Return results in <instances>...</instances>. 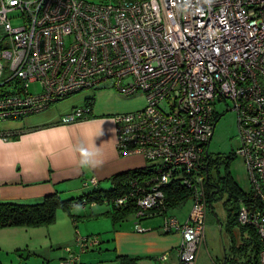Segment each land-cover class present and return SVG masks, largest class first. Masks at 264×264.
<instances>
[{
	"label": "built area",
	"instance_id": "1",
	"mask_svg": "<svg viewBox=\"0 0 264 264\" xmlns=\"http://www.w3.org/2000/svg\"><path fill=\"white\" fill-rule=\"evenodd\" d=\"M0 28V79L8 75L0 82V122L85 89L145 95V107L113 118L118 153L141 156L148 172L129 179L113 204L134 209L138 221L162 215L165 232H181L179 264H196L205 241L214 104L231 100L236 155L250 181L238 224L257 233V264H264V0H0ZM89 111L75 109L62 121ZM98 183L92 177L84 186ZM171 183L192 191L183 223L168 214ZM77 243L85 252L99 241L78 236ZM79 259L72 253L63 264Z\"/></svg>",
	"mask_w": 264,
	"mask_h": 264
},
{
	"label": "crops",
	"instance_id": "2",
	"mask_svg": "<svg viewBox=\"0 0 264 264\" xmlns=\"http://www.w3.org/2000/svg\"><path fill=\"white\" fill-rule=\"evenodd\" d=\"M16 131L20 133L18 138L6 139L0 134V202L39 203L49 194L61 197L77 190L78 183L93 191L95 187L84 186L92 177H97L98 188L110 189L103 185L111 181L113 186L114 175L138 167L131 165L139 158L146 164L141 156L122 157L118 153L114 118L95 115L93 108L76 122L42 123ZM76 206L84 209L82 215L72 210L75 218L71 215L70 219L61 211V224L55 220L49 225L0 228V264H61L67 254L54 250L74 243V228H78V235L100 240L81 255L78 264L180 263L182 237L178 231L164 232L162 215L138 221L132 211L116 221L117 210L108 201ZM173 215L180 222L189 216ZM138 223L147 230L138 231ZM242 230L234 228L238 243L248 236ZM162 255L166 258L162 259ZM233 257L227 256L224 264ZM235 258L241 259L237 264H245L237 254Z\"/></svg>",
	"mask_w": 264,
	"mask_h": 264
},
{
	"label": "rangeland",
	"instance_id": "3",
	"mask_svg": "<svg viewBox=\"0 0 264 264\" xmlns=\"http://www.w3.org/2000/svg\"><path fill=\"white\" fill-rule=\"evenodd\" d=\"M2 30L0 28V44L5 45L6 41L1 40ZM7 73L3 79L7 77ZM9 88V86H8ZM31 89L41 90V86L31 85ZM10 90V89H9ZM147 104L146 97L142 92H137L133 95H125L117 90L115 87H107L101 89H85L70 97H67L59 102L54 103L48 109L43 112L32 114L23 118L11 119L0 122V130L3 132H11L20 130L26 126H32L37 124H53L59 123L62 119L73 113L78 108H93L95 115L114 117L116 114L131 112L145 107ZM232 101H218L214 104L216 112V126L213 138L209 146V152L212 157L217 156L218 153H222L225 156L234 155L226 164L211 163L210 175L212 181H217L220 176H225L229 173L236 183L244 190H250V181L247 174V169L243 159L236 155V151L240 145V134L238 125V115L236 111L231 110ZM138 158V157H137ZM136 159V158H135ZM214 160V159H213ZM144 162L142 159L133 162L132 166H141ZM104 187H112L111 181L103 185ZM77 190L64 193L61 198L64 200L79 198L86 193L92 191V188L83 187L78 183ZM207 207L206 215V229H205V241L198 255L196 264H224L227 256H235V254H243L238 249L235 251V241L238 239L234 235V229L230 228V220L234 219L237 212V201L227 191L216 192V195L210 196ZM194 206V199L191 197L187 200L185 205L177 206L169 209L168 214L182 216L190 214ZM72 210L74 214L82 215L84 209L80 206L72 207L71 211H67L63 208H59L56 212V223L61 224L62 216L59 214L64 212L66 217L71 219ZM183 223V222H182ZM159 226H162L159 225ZM163 229V227H161ZM78 228H74V243H65L61 247H57L54 251H64L67 256L61 260V264L70 257L73 253L77 254L76 246L80 254H77L79 258L84 253L81 251V246L77 243L76 236H82L76 234ZM237 229V228H236ZM80 230V229H79ZM78 230V232H79ZM165 232V231H164ZM181 237L182 233L178 232ZM87 237V236H83ZM96 239V236L90 237ZM100 241V240H99ZM182 241V240H181ZM181 244V242H180ZM180 246V245H179ZM86 252V251H85ZM244 255V254H243ZM249 256L256 259L257 251H249Z\"/></svg>",
	"mask_w": 264,
	"mask_h": 264
},
{
	"label": "trees",
	"instance_id": "4",
	"mask_svg": "<svg viewBox=\"0 0 264 264\" xmlns=\"http://www.w3.org/2000/svg\"><path fill=\"white\" fill-rule=\"evenodd\" d=\"M217 120V119H216ZM3 136L18 138L20 133L18 131L11 132H2L0 133ZM233 154L230 156H225L222 153H218L217 156L212 157L209 152L207 157L208 162V177L205 180L204 186L207 195V200L209 201L210 196H215L216 192L227 191L234 197L237 201V212L234 219L230 220L229 227L234 229L238 224V209H239V200L245 199L248 200V191H244L233 179V177L227 173L225 176H220L217 181L211 180L210 175V166L211 163L215 164H226L228 165L229 160L233 158ZM214 159V160H213ZM148 170L146 166H138L133 169L118 173L112 177L113 186L110 189H102L95 187V189L85 195L75 198L64 200L57 193H52L43 199L39 203L33 204H24L16 202H0V228L6 226H42L49 225L55 222L56 212L59 208H63L67 211H71L72 207L76 205L83 204V201L86 203L94 202H103L108 201L114 209L117 210L114 215L115 220L123 219L130 212H134L132 208H118L113 204V199L124 194L128 190V181L132 177L142 176L147 173ZM167 200L169 202V207L180 205L181 203L186 202L189 198L192 197L191 189L178 185L176 183H171L166 188ZM72 215V214H71ZM74 217V215H72ZM75 218V217H74ZM242 231L247 232L248 236L243 238V241L240 243H235V251L238 249L243 254H237L243 258V263L245 264H257L260 243L259 238L255 230L251 228H244ZM257 251L256 259L249 256V251ZM237 252V251H236ZM231 262L227 264H237L239 260L233 257ZM226 261V260H225ZM230 261V260H229Z\"/></svg>",
	"mask_w": 264,
	"mask_h": 264
},
{
	"label": "flooded vegetation",
	"instance_id": "5",
	"mask_svg": "<svg viewBox=\"0 0 264 264\" xmlns=\"http://www.w3.org/2000/svg\"><path fill=\"white\" fill-rule=\"evenodd\" d=\"M220 192H221V191H220ZM223 192H225V190H224V191H222V193H223Z\"/></svg>",
	"mask_w": 264,
	"mask_h": 264
},
{
	"label": "water",
	"instance_id": "6",
	"mask_svg": "<svg viewBox=\"0 0 264 264\" xmlns=\"http://www.w3.org/2000/svg\"><path fill=\"white\" fill-rule=\"evenodd\" d=\"M208 154H209V152H208Z\"/></svg>",
	"mask_w": 264,
	"mask_h": 264
}]
</instances>
